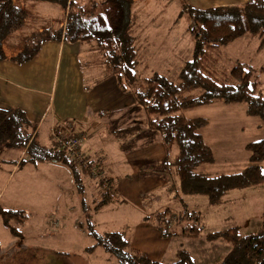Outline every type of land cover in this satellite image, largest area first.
I'll use <instances>...</instances> for the list:
<instances>
[{
    "label": "trees",
    "instance_id": "trees-1",
    "mask_svg": "<svg viewBox=\"0 0 264 264\" xmlns=\"http://www.w3.org/2000/svg\"><path fill=\"white\" fill-rule=\"evenodd\" d=\"M56 2L58 0H48ZM65 11V24L58 30L44 29L31 34L22 50L7 57L3 50L4 37L20 28L27 16L15 0H0V61L9 59L16 63L27 62L37 56L42 42L63 38L80 42L101 53L102 63L117 80L121 89L132 94L135 103L147 116V127L162 137L166 157L162 172L168 181L173 197L185 205L183 196L203 195L211 204H218L231 190L243 189L264 183V139L245 144L249 164L236 172L208 174L197 170L202 164L212 163L214 153L205 142L200 130L209 120L205 117L189 118L185 110L213 103H244L248 116L264 120V96L258 86L251 65L237 61L230 70L219 74L214 68V51L231 41L248 34L258 37V47L264 46V0H249L240 5L195 8L183 2L191 23L188 30L194 47L191 58L181 66L176 79L160 73L140 81V57L128 32L130 9L133 0H59ZM183 1V0H182ZM259 71L264 79V64ZM199 90L197 93H192ZM34 125L20 108H0V144L6 147L26 148L29 161L48 160L66 164L77 177L75 162L63 150L37 145L33 135ZM80 163V162H79ZM90 174V162L81 164ZM104 188L101 200L94 206L99 209L115 199L109 179L99 180ZM185 208L174 213L169 208L144 217L162 238H195L202 234L198 212ZM0 217L12 235L19 230L10 225L13 220L22 223L27 219L23 209L4 208ZM258 228L241 232L238 225L203 233L207 241L222 240L229 245L227 254L216 264H239L243 259L264 264V212L260 214ZM186 222V224H184ZM89 235L112 257L116 264H196L191 252L178 243V258L174 262L151 259L146 253L131 246L123 230ZM93 246L87 249L91 250Z\"/></svg>",
    "mask_w": 264,
    "mask_h": 264
},
{
    "label": "rangeland",
    "instance_id": "rangeland-1",
    "mask_svg": "<svg viewBox=\"0 0 264 264\" xmlns=\"http://www.w3.org/2000/svg\"><path fill=\"white\" fill-rule=\"evenodd\" d=\"M33 1L35 0L22 2L27 4ZM47 1L39 0L37 3L40 4H31L27 11L36 14L40 9L39 13L44 12L41 15L47 13L59 19L54 26L59 24L61 27L64 25L61 2L58 0L48 6ZM22 8L24 9L23 6ZM182 8V0H136L131 6L128 32L139 56L146 59L142 63L145 66V62L153 63V68L139 66L142 71L140 81L151 76L155 70L175 80L183 60L191 55L194 47L193 38L188 31L191 21ZM41 15L36 14L38 19H43ZM39 21L33 19L28 25ZM28 25L16 29L19 32L15 34L14 41L7 40V50L18 46L21 48L18 50L23 49V40L32 28ZM173 42L178 46L175 53L165 45ZM258 44V37L246 34L222 46L212 55L216 58L214 68L219 74L228 72L237 61L251 65L256 69L258 86L264 96V79L259 71L264 64V46L259 48ZM184 114L189 118L205 117L210 122L203 131L212 147L214 161L198 166V171L208 174L239 171L249 164L245 144L264 139V120L246 115L244 103H213L185 110ZM47 135L48 130L42 127L36 138L37 145L49 147ZM26 151L21 147L0 144V189L3 187L0 205L4 208H22L27 213L26 221L21 224L10 221V225L22 234L21 240L11 235L0 217V264H116L114 257L103 247L93 246L95 240L89 232L94 230L103 234L123 230L131 240L140 211L133 208L130 211L128 206L115 201L112 206L96 212L94 206L102 198L99 176L84 172L78 161L75 162L77 177L64 163L56 166L37 161L34 163L27 160L30 153ZM19 156L23 161L10 174ZM262 170L264 172V161ZM161 174L165 176L163 172ZM170 192L171 197L165 193L149 196L148 209H151L150 213H154L168 207L177 214L186 205L187 209L198 212L203 226L202 234L195 238H180L178 241L191 252L196 264H216L229 250V245L222 240H205L203 233L234 225H238L241 232L254 231L260 224V214L264 212V183L231 190L218 204H211L206 196L195 194L183 196V205ZM152 200L154 201L150 203ZM89 246H93L91 250L87 249ZM239 264L258 263L241 259Z\"/></svg>",
    "mask_w": 264,
    "mask_h": 264
},
{
    "label": "crops",
    "instance_id": "crops-1",
    "mask_svg": "<svg viewBox=\"0 0 264 264\" xmlns=\"http://www.w3.org/2000/svg\"><path fill=\"white\" fill-rule=\"evenodd\" d=\"M22 1L18 0L17 3L23 6L24 10L26 9L27 16L20 28L27 27L33 19L40 20L34 25H28L32 28L28 31L27 38L44 29L55 31L64 26L59 27L58 24L55 27L54 24L59 19L47 13L41 15L44 12L39 13L40 9L36 14L41 15L43 19H38L34 12L27 11L31 4L35 6L40 4L37 3L39 0L27 4ZM247 1L249 0H183L185 4L195 8L240 5ZM135 2L136 0H133L132 5ZM47 4L52 6L54 2L47 1ZM18 30L8 34L3 40L5 42L3 50L8 58L21 49L18 48L19 46L12 50L6 48L7 40L14 41ZM27 38L23 40L24 44ZM165 45H168V49L171 48L174 53L178 51L175 42ZM186 48L190 49L189 46ZM191 55L187 56L182 64L190 59ZM145 60L140 57L139 66L146 69L153 68L151 61L145 62L147 64L145 66L142 63ZM139 66L138 79L142 72ZM158 71L152 72L160 73ZM0 108L22 109L34 125V139L38 137L41 128L45 127L48 130L50 145L53 128L63 121H71L74 130L82 135L80 152L83 158L91 163V170H96L109 179L111 191L113 186L115 199L113 201L111 199L95 211L99 212L106 206H112V202L115 201L128 206L130 211L132 208L140 211L138 222L131 235V246L154 260L168 263L177 260L178 241L181 239L162 238L158 230L144 220L145 216L153 213L148 209L149 196L159 193L168 194L169 197L172 195L166 177L161 174L166 157L164 142L158 132L155 133L156 131L147 127V116L143 108L135 103L131 93L121 89L116 78L102 63L100 52L86 44L61 38L42 42L37 56L27 62L1 60ZM209 124L210 122L206 126ZM206 126L200 130V133L210 146L204 136L203 130ZM20 156L10 174L22 163ZM36 161L51 164L48 166L62 163L48 160L33 162ZM100 188L102 194L104 188L102 186Z\"/></svg>",
    "mask_w": 264,
    "mask_h": 264
},
{
    "label": "built area",
    "instance_id": "built-area-1",
    "mask_svg": "<svg viewBox=\"0 0 264 264\" xmlns=\"http://www.w3.org/2000/svg\"><path fill=\"white\" fill-rule=\"evenodd\" d=\"M51 139L54 149L63 150L74 160H78L80 164L86 161L80 152V142L82 135L74 130V124L71 121H63L58 123L51 132ZM94 176L103 178V175L96 170H91Z\"/></svg>",
    "mask_w": 264,
    "mask_h": 264
}]
</instances>
